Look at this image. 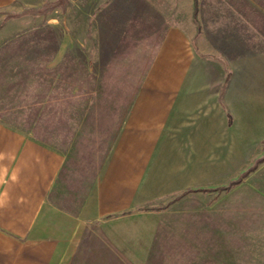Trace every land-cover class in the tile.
Returning <instances> with one entry per match:
<instances>
[{"label":"crops","instance_id":"obj_1","mask_svg":"<svg viewBox=\"0 0 264 264\" xmlns=\"http://www.w3.org/2000/svg\"><path fill=\"white\" fill-rule=\"evenodd\" d=\"M171 7L107 0L91 49L57 19L0 43V264L224 263L209 191L264 141V39Z\"/></svg>","mask_w":264,"mask_h":264},{"label":"rangeland","instance_id":"obj_2","mask_svg":"<svg viewBox=\"0 0 264 264\" xmlns=\"http://www.w3.org/2000/svg\"><path fill=\"white\" fill-rule=\"evenodd\" d=\"M106 1L12 0L0 9V43L57 19L86 40L90 48L91 13ZM154 1L169 7L167 12L173 9V0ZM174 1L184 17L191 14L192 21L201 28L219 26V32L215 31L219 35L238 38L242 33L250 39H264V0ZM262 135L264 139V129ZM231 146V174L217 176L215 188L209 191L210 198L215 196L217 210L215 238L211 241L223 253V264H264V141L248 143L246 149L237 143ZM218 162L223 166L222 159Z\"/></svg>","mask_w":264,"mask_h":264},{"label":"clouds","instance_id":"obj_3","mask_svg":"<svg viewBox=\"0 0 264 264\" xmlns=\"http://www.w3.org/2000/svg\"><path fill=\"white\" fill-rule=\"evenodd\" d=\"M0 203H2V201H0Z\"/></svg>","mask_w":264,"mask_h":264}]
</instances>
